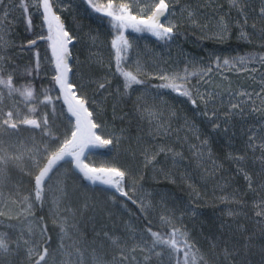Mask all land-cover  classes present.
I'll use <instances>...</instances> for the list:
<instances>
[{"label": "trees", "instance_id": "trees-1", "mask_svg": "<svg viewBox=\"0 0 264 264\" xmlns=\"http://www.w3.org/2000/svg\"><path fill=\"white\" fill-rule=\"evenodd\" d=\"M109 2L139 21L158 0H91L101 12L89 0H50L72 40L69 82L95 133L113 141L84 162L125 171L127 195L89 184L64 158L36 200L35 176L75 125L54 80L55 22L49 33L42 0H3L0 80L33 98L0 84V239L9 248L0 264H36L45 248L40 264H112L114 239L135 257L124 264H184V252L190 264H264V0H166L170 38L121 34L103 14ZM113 40L127 42L119 62ZM118 63L141 83L125 90ZM177 74L191 99L160 87ZM9 111L19 130L3 125ZM149 229L169 241L178 229L183 251L154 247Z\"/></svg>", "mask_w": 264, "mask_h": 264}, {"label": "snow or ice", "instance_id": "snow-or-ice-1", "mask_svg": "<svg viewBox=\"0 0 264 264\" xmlns=\"http://www.w3.org/2000/svg\"><path fill=\"white\" fill-rule=\"evenodd\" d=\"M3 0H0V3H2ZM90 6L95 9L96 12H101L102 8L99 6H96L95 4L91 3V0H89ZM233 5H236V0H232ZM42 7H43V14L44 19L48 23L49 33L53 30V23L55 22V27L57 31V41L55 43L59 44L60 54L57 55V65H56V72L57 74L54 76V80L56 84L59 86L61 91L65 93V100L67 102V96L68 92L71 88L74 87V85H71L68 83L67 80V72L70 70L68 68V65L65 60V56L67 54V47L66 43L71 42V39L69 37V33L64 30L63 25L59 23V16H56L52 12V5L50 4V0H42ZM169 5L166 3V0H158V3L155 4V10L152 11L151 15L148 16L147 20H140V24H144L149 31H152L154 35H156L159 38L164 37H171V34L173 32L174 25L165 27L161 23H159V17L164 15L168 9ZM25 10L27 11V8L25 7ZM127 6L122 5L118 12L113 9V5L111 2H109L106 6V10H104L103 14L106 16L111 17L114 21H118L119 26L123 27L126 26L125 22L128 21H136L135 15H127ZM191 15V13H189ZM116 26V25H114ZM128 26H131L133 28H136L137 31L140 29L136 27L135 24H130ZM44 36H41L40 39H44ZM48 39H52L51 35L47 37ZM64 38H68L65 40ZM33 44L36 43L35 40L32 41ZM112 46L114 48H117V41H112ZM127 48V42H124L123 49L117 48V61L119 62L120 59V52L122 50H126ZM54 54L56 52V47L53 48ZM225 63H228L225 61ZM117 70L120 71L121 75L124 77V87L125 90H127L129 87H131V84H139L141 83L140 80L136 78L131 72L123 71L119 67ZM162 79H170V82L167 84L160 85L162 88H171L173 91H178L180 95L187 96L191 99V93L190 91L183 86V84H177L176 80H186V76H180L179 74L169 77H161ZM0 84H4L6 87L10 89V93L12 91L19 92L21 96H23L26 100H31L33 98V91L30 87H25L22 91L19 88H12V81L11 77L8 78L7 81L0 80ZM100 87L103 88L104 84H100ZM72 99L75 100V105L69 103V112L76 117V131H73L71 133V139L66 140L62 146L58 148L57 151H55L52 155V158L49 159L47 166L43 167L42 170L39 171L38 175L35 176V199L41 200L42 199V192L43 189L46 187L45 181L46 179H50L49 173L52 171L53 164L56 161L63 160L65 156H75L76 158V167L84 173V176L92 180L93 182L97 179H100L98 175H89L90 173H106L109 175V179H104L102 182L111 185L116 189L117 192H119L121 195L126 196L127 193L123 190L122 181L124 180L126 173L123 170H120L115 167L110 168H95V167H89L87 164H84L83 167H81L80 164V155L83 153L84 149L88 147L89 145H96L97 142L99 145H110L113 143L111 139H102L100 135L94 133L91 131V129H95L98 127L96 123H93L88 117L92 116V113L88 111V109L85 107L86 101H83L81 99L76 98V94L72 93ZM192 103L195 104V100H192ZM233 107H237V105H233ZM86 114V115H85ZM7 119L3 120V125L7 126L8 128L19 130L18 129V123L12 122L13 113L11 111L7 112ZM21 123L25 125H30L35 128H41V123H39L36 119H23L20 121ZM48 120L45 117L43 120V124L47 125ZM88 128L87 137L84 138V132L85 129ZM44 131V129H42ZM45 135H48L47 131H44ZM78 136L80 137L81 142L78 144ZM78 148V151H74V149ZM47 148L45 149V153L47 152ZM136 201H133L135 203ZM31 207V205H29ZM163 219V218H162ZM167 222V221H166ZM63 231V228L61 229ZM149 232L151 233V237H153V246L155 247L158 244L168 245L173 253L181 252L183 251L182 248L178 247V242L175 237L177 236V233L179 232L178 229H174L172 232L173 239L169 241L168 239H164L159 233L152 231L149 229ZM179 242L182 243L186 248L191 250L192 246L187 243V241L184 239L183 234L180 235ZM112 244L119 248V252L117 255L113 256L112 264H124L125 261H131L135 260V257L132 256L129 252L125 251L124 247L120 246V242L118 240H112ZM0 250L7 253L9 251L8 245L3 241V239H0ZM135 248L131 249V252H134ZM47 255V248L44 249V253L39 255V260L36 261V264H40L41 261L45 260V257ZM184 264H190L189 261V255L188 252H184ZM196 258L193 256L191 258V264H195ZM96 264H101V261L97 260Z\"/></svg>", "mask_w": 264, "mask_h": 264}, {"label": "rangeland", "instance_id": "rangeland-1", "mask_svg": "<svg viewBox=\"0 0 264 264\" xmlns=\"http://www.w3.org/2000/svg\"><path fill=\"white\" fill-rule=\"evenodd\" d=\"M2 3H3V2H2ZM2 3H0V29H1L2 25H3V18L5 17V13H4V11H2V9H1ZM106 6H107V5H106ZM106 6L104 7V10H106ZM128 9H129V8H128ZM104 10H103V11H104ZM126 14L129 15L128 12H126ZM129 16H131V15H129ZM162 17H163V15L159 17V23H161V19H162ZM140 20H144V19H139V21H140ZM146 20H147V19H146ZM139 21L136 20V21H128V22H125V23H126V26H123V27H120V26H119V23H120V22H118V21H114V22H116V25H117V27H118V29H119V32H121V34H124L126 31L131 30V29L133 28V27H131V26H128V25H130V24H135L137 28L142 29V30H146L147 32L152 33V31H149L148 28H147L144 24H140ZM54 25H55V24H54ZM54 29H55L56 39H57V31H56V27H55V26H54ZM121 36H122V35H121ZM119 37H120V36H119ZM64 39L67 40L68 38H64ZM119 40H120V38H119ZM71 42H72V40H71ZM71 42L66 43V47H67V50H68L66 56L69 54V49H70V44H71ZM55 47H56V52H55V54H54V51H53L54 46H52L51 48H52V52H53L52 54H53V58H54L55 64L57 65V55L60 54L59 44L56 43V44H55ZM66 56H65V60H66V63H67V65H68V68H69V63H68L69 60L67 59ZM69 69H70V68H69ZM69 75H70V70L67 72V80H68V83L70 84V82H69ZM72 90H73V93H75V91H74V87L72 88ZM68 93H70V90H69ZM75 94H76V93H75ZM62 96H63V100H64V103H65L66 109H67L68 113L71 115V117H72V119H73V121H74V125H75V130H74V131H76V117L73 116V115L69 112V103L75 105V101H73L70 97L67 96V102H66V100H65V93H64L63 91H62ZM77 99H79V98H77ZM85 107H86V106H85ZM85 115H86V114H85ZM88 119H90V120L92 121L91 117H88ZM92 122H93V121H92ZM91 131L95 133V129H91ZM87 132H88V128L85 129V132H84V138L87 137ZM70 139H71V138H70ZM80 142H81V140H80V137L78 136V144H79ZM97 144H99V143L97 142ZM97 144H96V145H97ZM96 145H89L88 147H86V148L84 149L83 153L80 155V164H81V167H83V165L86 164V163L82 160V159H83V155L85 154L86 150H88V149H90V148H93V147H95ZM74 151H78V148L74 149ZM65 158H70V159H71L74 168H75V169H76V170H77V171L83 176V178H84V179L86 180V182H88L89 184H91V185H96V184H100V183H102V184H104V185H106V186L112 187L111 185H107V184H105V183L102 182L104 179H109V178H110L108 174H106V173H95V174H89V175H98V176L100 177V179H97V180H95V181L93 182L92 180L87 179V178L84 176V173L81 172V171L76 167V158H75V156H65ZM60 161H61V160L56 161V162L53 164V166H55V165H56L58 162H60ZM89 167H90V166H89ZM97 169H99V168H97ZM122 184H123V182H122ZM122 186H123V185H122ZM112 188L116 191V189H115L114 187H112ZM116 192H117V191H116ZM117 193H119V192H117ZM119 194H120V193H119ZM0 217H1V215H0Z\"/></svg>", "mask_w": 264, "mask_h": 264}, {"label": "bare ground", "instance_id": "bare-ground-1", "mask_svg": "<svg viewBox=\"0 0 264 264\" xmlns=\"http://www.w3.org/2000/svg\"><path fill=\"white\" fill-rule=\"evenodd\" d=\"M72 93H73V90H72V88L70 89V98L72 99ZM76 98H77V96H76ZM73 100V99H72ZM73 101H75V100H73ZM90 174H92V173H90Z\"/></svg>", "mask_w": 264, "mask_h": 264}, {"label": "water", "instance_id": "water-1", "mask_svg": "<svg viewBox=\"0 0 264 264\" xmlns=\"http://www.w3.org/2000/svg\"><path fill=\"white\" fill-rule=\"evenodd\" d=\"M70 96V93H68V97ZM87 152V151H86Z\"/></svg>", "mask_w": 264, "mask_h": 264}]
</instances>
